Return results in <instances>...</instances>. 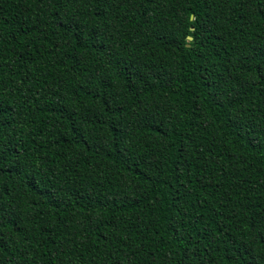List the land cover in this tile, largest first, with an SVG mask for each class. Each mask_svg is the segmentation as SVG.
Segmentation results:
<instances>
[{
  "label": "trees",
  "instance_id": "obj_1",
  "mask_svg": "<svg viewBox=\"0 0 264 264\" xmlns=\"http://www.w3.org/2000/svg\"><path fill=\"white\" fill-rule=\"evenodd\" d=\"M0 264H264V0H0Z\"/></svg>",
  "mask_w": 264,
  "mask_h": 264
},
{
  "label": "water",
  "instance_id": "obj_2",
  "mask_svg": "<svg viewBox=\"0 0 264 264\" xmlns=\"http://www.w3.org/2000/svg\"><path fill=\"white\" fill-rule=\"evenodd\" d=\"M190 19H193V17L191 16ZM187 39H188V41H191L192 40L191 37H188Z\"/></svg>",
  "mask_w": 264,
  "mask_h": 264
}]
</instances>
